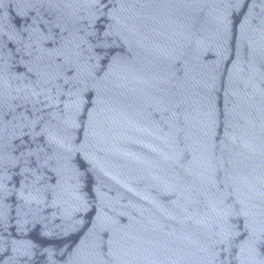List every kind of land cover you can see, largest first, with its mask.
<instances>
[{
  "label": "water",
  "instance_id": "1",
  "mask_svg": "<svg viewBox=\"0 0 264 264\" xmlns=\"http://www.w3.org/2000/svg\"><path fill=\"white\" fill-rule=\"evenodd\" d=\"M0 264H264V0H0Z\"/></svg>",
  "mask_w": 264,
  "mask_h": 264
}]
</instances>
